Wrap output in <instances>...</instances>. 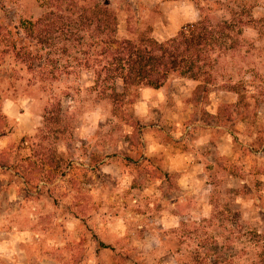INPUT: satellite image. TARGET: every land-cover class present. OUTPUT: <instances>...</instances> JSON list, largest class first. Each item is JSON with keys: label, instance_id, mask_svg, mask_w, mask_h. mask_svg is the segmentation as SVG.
<instances>
[{"label": "rangeland", "instance_id": "1", "mask_svg": "<svg viewBox=\"0 0 264 264\" xmlns=\"http://www.w3.org/2000/svg\"><path fill=\"white\" fill-rule=\"evenodd\" d=\"M107 1L119 37L149 28L168 39L199 8L241 33L194 106V82L173 74L152 94L139 89L128 122L92 72L43 89L0 45V156L12 165L0 166V264H264V0ZM41 11L39 0H0L7 24ZM49 97L61 100L56 135L43 119ZM227 103L216 123L210 111ZM208 133L210 145L194 143ZM41 149L63 158L66 175L26 183L15 165ZM178 149L195 160L169 171Z\"/></svg>", "mask_w": 264, "mask_h": 264}, {"label": "trees", "instance_id": "2", "mask_svg": "<svg viewBox=\"0 0 264 264\" xmlns=\"http://www.w3.org/2000/svg\"><path fill=\"white\" fill-rule=\"evenodd\" d=\"M39 6L42 11L35 18L17 24L0 21L2 52L25 65L31 75L27 82L43 89L73 73L92 72L93 89L107 93L114 115L122 112L126 122L131 119L126 107L139 89L160 88L173 74L198 82L190 102L194 106V97L206 95L215 82L220 50L233 48L234 34L241 33L240 29L232 33L235 21L217 19L209 8H199L197 21L159 41L149 28L135 38L119 37L117 15L107 0H39ZM232 104L219 105L210 118L219 123L220 111L225 109L226 114ZM60 114L61 100L49 97L43 119L55 135ZM2 157L5 162L0 161V166H12L7 156ZM19 161L15 173L26 183H51L66 175L63 158L51 149Z\"/></svg>", "mask_w": 264, "mask_h": 264}, {"label": "crops", "instance_id": "3", "mask_svg": "<svg viewBox=\"0 0 264 264\" xmlns=\"http://www.w3.org/2000/svg\"><path fill=\"white\" fill-rule=\"evenodd\" d=\"M262 9H263V11H264V7L262 6ZM190 81H192V82H194V84H195V86L197 85V81H195V80H192V79H189ZM162 87V86H161ZM195 88V87H194ZM150 90H153V91H155V90H160V89H153V88H148V87H146V88H143L142 89V91H143V94H142V96L144 97L145 95H148V94H152V91H150ZM211 112V114H214L215 112H216V107L214 108V110L212 111H210ZM191 126H189V127H187V128H190ZM208 127V126H207ZM208 130V132H209V129H207ZM225 141H227L228 142V140L227 139H225ZM203 142H206V143H208L209 145H210V133H208V135H207V138L204 140V138H197L195 141H194V143L195 144H197V146L199 145V144H204ZM152 144V142L151 143H149V145L151 146V148H154V144H155V142L153 143V145H151ZM158 147H160V148H162L161 147V145L160 144H155V148H157L158 149ZM215 148L220 152V154L222 153V154H233L234 156H235V154L233 153V151L231 150V148H227V147H225V150H223V148H222V146H218L217 145V147L215 146ZM163 149V148H162ZM165 151H167V152H170L171 151V149H166ZM173 152H174V154H173V156L171 155V162L168 164V170L169 171H181L183 168H184V166H186V164H185V160H190V162H191V160H195V155L197 154L196 152H197V150H195V152L194 151H186V152H182L181 151V149H178L177 151H174L173 150ZM175 161V162H174ZM183 163V166L181 167L180 165ZM178 165L180 166V167H178ZM188 165V164H187Z\"/></svg>", "mask_w": 264, "mask_h": 264}]
</instances>
